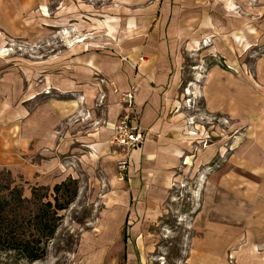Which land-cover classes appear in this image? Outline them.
<instances>
[{"label": "rangeland", "instance_id": "obj_1", "mask_svg": "<svg viewBox=\"0 0 264 264\" xmlns=\"http://www.w3.org/2000/svg\"><path fill=\"white\" fill-rule=\"evenodd\" d=\"M83 1H91L86 10L61 6L60 0H0V197L16 186L31 200L34 214L41 202L53 203L55 184L65 181L57 194L60 203L76 190L58 211V226L41 259L28 262L0 253V264H72L82 233L99 230L103 184L94 173L80 164L55 172L50 165L33 170L20 146L28 97L35 102L64 97L58 89L64 67L59 59L52 66L45 61L59 57L54 52L63 45L60 33L71 26L64 16L82 13L96 16L104 29L115 20L117 46L127 34L154 29L159 31L156 42L165 39L180 54L175 110L182 113L181 136L190 145L183 158H189L192 170H184L183 182L171 188L164 209L131 239L144 264H264V0ZM39 32L45 34L37 37ZM79 35L67 37V45L85 37ZM97 40H103L100 33ZM210 73L216 87L217 75L226 82L238 78L244 98L238 116L228 107L206 108L203 87ZM100 95L92 98L90 112Z\"/></svg>", "mask_w": 264, "mask_h": 264}, {"label": "crops", "instance_id": "obj_2", "mask_svg": "<svg viewBox=\"0 0 264 264\" xmlns=\"http://www.w3.org/2000/svg\"><path fill=\"white\" fill-rule=\"evenodd\" d=\"M70 1L60 0V5L84 6L83 10L91 6V1ZM67 21L71 26L65 27L76 32L67 28L61 31L63 45L54 52L59 57L45 61L52 66L59 59L58 66L64 67L61 68L64 80L58 85L64 97L37 102L33 96L28 97L29 105L21 121L24 136L19 143L26 150L27 163L33 170L50 165L55 172L71 169L69 164H80L103 184L102 212L96 217L99 230L94 235L90 231L82 233L72 264H144L141 250L135 249L131 239L140 233L146 220L164 209L171 188L182 183L184 170L192 167L188 165L189 158L184 162L190 145L181 136L182 113L175 110L179 104L176 95L180 54L165 39L156 42L158 30L151 29L148 34L139 31L135 37L127 34L123 36V45L117 46L115 20L108 21L105 29L96 16L89 14L65 15L63 22ZM77 32L85 37L67 45V37ZM99 33L101 43L97 40ZM38 34L40 37L45 33ZM70 70L73 74L65 77ZM217 76L218 87L212 85L211 73L204 81L206 108L225 111L228 107L238 116L244 107L238 78L226 82ZM44 79H50V72L44 74ZM130 86L135 89L134 109L144 137L130 151L126 170L119 172L116 161L121 156L111 146L110 139L112 126L121 112L119 93ZM100 90L105 100L100 104L97 99L90 112L92 98L99 96ZM68 92L75 95H66ZM15 151L20 152L19 148Z\"/></svg>", "mask_w": 264, "mask_h": 264}, {"label": "trees", "instance_id": "obj_3", "mask_svg": "<svg viewBox=\"0 0 264 264\" xmlns=\"http://www.w3.org/2000/svg\"><path fill=\"white\" fill-rule=\"evenodd\" d=\"M64 184L65 181L55 184L53 203L41 202L34 214L29 209L31 200L23 197L16 186L10 188L8 196L0 197V253L18 255L28 262L45 255L47 242L58 226V211L64 209L76 195L74 190L67 195L66 202L60 203L57 194Z\"/></svg>", "mask_w": 264, "mask_h": 264}, {"label": "built area", "instance_id": "obj_4", "mask_svg": "<svg viewBox=\"0 0 264 264\" xmlns=\"http://www.w3.org/2000/svg\"><path fill=\"white\" fill-rule=\"evenodd\" d=\"M100 82H104L100 79ZM134 87L119 93L121 112L112 126L111 146L120 154L116 161V168L119 172L126 170L130 151L138 147L144 137L143 131L138 124V113L134 109ZM104 94H101L98 103H102Z\"/></svg>", "mask_w": 264, "mask_h": 264}, {"label": "bare ground", "instance_id": "obj_5", "mask_svg": "<svg viewBox=\"0 0 264 264\" xmlns=\"http://www.w3.org/2000/svg\"><path fill=\"white\" fill-rule=\"evenodd\" d=\"M44 15H48V12L46 11V10H44V13H43ZM194 87L197 89V88H199L200 86H198V84H194ZM188 93H189V91H188Z\"/></svg>", "mask_w": 264, "mask_h": 264}]
</instances>
